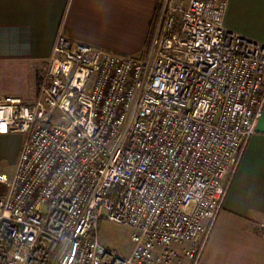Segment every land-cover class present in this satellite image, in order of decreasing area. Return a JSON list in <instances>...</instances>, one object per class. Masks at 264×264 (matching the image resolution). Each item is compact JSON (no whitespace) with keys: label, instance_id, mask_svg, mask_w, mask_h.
<instances>
[{"label":"built area","instance_id":"1","mask_svg":"<svg viewBox=\"0 0 264 264\" xmlns=\"http://www.w3.org/2000/svg\"><path fill=\"white\" fill-rule=\"evenodd\" d=\"M225 11L158 0L137 56L59 32L36 96H0V136L23 137L0 171V264H195L264 108V45ZM103 221L130 231L128 253Z\"/></svg>","mask_w":264,"mask_h":264},{"label":"crops","instance_id":"2","mask_svg":"<svg viewBox=\"0 0 264 264\" xmlns=\"http://www.w3.org/2000/svg\"><path fill=\"white\" fill-rule=\"evenodd\" d=\"M157 5L158 0H0V70L10 80L0 84V96L25 100L36 96L35 65L50 55L59 32L100 50L140 55ZM224 25L264 45V0H226ZM13 135L19 138L15 154L8 157V169L18 157L23 137L0 136L1 141ZM263 218L264 108L195 264H264V237L256 229ZM175 264L192 260L180 256Z\"/></svg>","mask_w":264,"mask_h":264},{"label":"rangeland","instance_id":"3","mask_svg":"<svg viewBox=\"0 0 264 264\" xmlns=\"http://www.w3.org/2000/svg\"><path fill=\"white\" fill-rule=\"evenodd\" d=\"M2 82H10V80L6 79L5 75L2 74V71L0 70V84ZM18 138L19 135H13L8 139H3L0 141V171H5V169L9 168L7 163L10 164L11 162L9 161L8 157H12L15 154V143ZM129 234L130 231L122 225H117L106 221L101 222L99 225V236L102 243L107 244L109 247L115 248L123 253L128 250L130 246Z\"/></svg>","mask_w":264,"mask_h":264},{"label":"trees","instance_id":"4","mask_svg":"<svg viewBox=\"0 0 264 264\" xmlns=\"http://www.w3.org/2000/svg\"><path fill=\"white\" fill-rule=\"evenodd\" d=\"M156 16H157V8H156Z\"/></svg>","mask_w":264,"mask_h":264}]
</instances>
